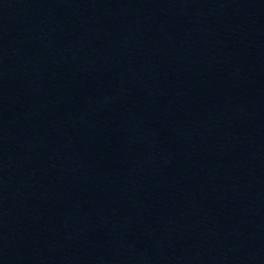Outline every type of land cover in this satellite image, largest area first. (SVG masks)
Here are the masks:
<instances>
[{"label": "water", "instance_id": "1", "mask_svg": "<svg viewBox=\"0 0 264 264\" xmlns=\"http://www.w3.org/2000/svg\"><path fill=\"white\" fill-rule=\"evenodd\" d=\"M0 264H264V0H0Z\"/></svg>", "mask_w": 264, "mask_h": 264}]
</instances>
